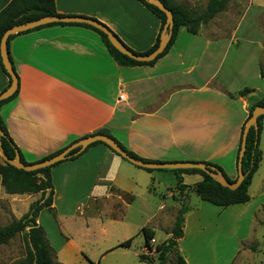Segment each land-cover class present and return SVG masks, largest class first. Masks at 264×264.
<instances>
[{
  "label": "crops",
  "instance_id": "obj_1",
  "mask_svg": "<svg viewBox=\"0 0 264 264\" xmlns=\"http://www.w3.org/2000/svg\"><path fill=\"white\" fill-rule=\"evenodd\" d=\"M9 1L0 0V10ZM54 3L59 15L84 16L103 23L135 52L149 49L160 33V20L138 0H54ZM199 32L190 34L180 28L174 44L153 65L132 67L119 66L98 33L84 26L47 25L17 33L9 40L8 51L17 74L18 94L0 107V118L8 136L25 159H39L73 140L103 130L141 159L215 163L227 177L234 179L241 128L250 107L264 94L260 76L263 65H259L263 59L260 56V62L256 58L245 62L232 55L224 74L225 53L230 46L225 45L221 35ZM261 49L264 50L263 46ZM7 82L0 67V92ZM244 88L250 90L239 95ZM209 145H212L210 152ZM55 166L62 167L54 169ZM55 166L51 168L53 184L55 174L62 184L75 183L78 187L85 184L94 202L109 200L112 205L127 206L131 203L127 197L132 196V202L135 200L131 193L135 186L146 185L149 180L150 186L159 184L166 189L163 197H171L175 203L174 221L180 197L174 189L176 177L172 171H146L103 144L88 147L77 157ZM182 179L188 187L184 193L187 202L190 194L197 198L192 205L188 204L183 236L178 240L186 264H222V258H219L221 262L216 258L210 260L212 257L204 255L202 250L189 247L186 238L188 234L193 238L199 225L207 228L213 222L219 224L227 211L238 214L228 226L234 245L226 264L244 263L240 258L243 254L252 259L257 247L243 249V240L253 236L257 226L264 223V188L259 195H251L250 183L248 201L222 208L201 200L194 191V186L202 180L201 174L184 173ZM98 190L103 197L98 196L101 195ZM34 195L40 198L41 194L6 193L0 176V200L8 202L15 218L19 217L13 213V202ZM206 212L216 215L209 218ZM79 214L66 216L79 221L83 229L89 228L91 220L101 222L84 217L85 212ZM244 214H249V223L246 234L239 236L236 221ZM57 221L60 234L54 237V246L45 232L56 264H105L114 250L126 248L118 246L128 239L124 236L113 246L100 248L97 253L89 252L87 243H99L100 238L78 237L68 232L60 219ZM36 222L40 225L38 218ZM172 224L166 227L164 240L169 237Z\"/></svg>",
  "mask_w": 264,
  "mask_h": 264
},
{
  "label": "rangeland",
  "instance_id": "obj_2",
  "mask_svg": "<svg viewBox=\"0 0 264 264\" xmlns=\"http://www.w3.org/2000/svg\"><path fill=\"white\" fill-rule=\"evenodd\" d=\"M207 2L208 0H171L172 4L182 5L194 17L204 11ZM198 32L200 35H221L222 39L225 40V45L230 46L229 51L227 50L225 53L224 74H226L230 66L232 55L234 57L238 56L239 59L245 62L253 61L255 58L257 62H260V56H262L263 60H261L262 63L259 65H263L261 68L264 67V50L262 51L261 49V46L264 48V0H228L224 10L216 14L206 24L200 25ZM201 39L202 41L205 40L203 37ZM199 44L202 46V42ZM262 126L258 141V147L262 152V159L249 187V193L254 196L259 195L258 192L264 188V120L262 121ZM211 147L212 145L207 147L208 152H210ZM60 167L62 166H55L54 169H60ZM56 176L57 174L54 175V184L52 183L54 189L53 212L48 209H42L38 215V222L46 232L52 246H54V237L60 234L57 218L61 220L68 232L78 237L86 236L88 239L92 237L94 239H101L99 243L93 241L87 243L86 248L89 252L97 253L100 248L113 246L124 236H127L126 238L131 237L130 247L114 250L111 255L107 256L105 264L146 263L138 258V254L148 252V249H143L144 240L143 234L140 231L142 227H149L155 232V242H153V239V241L151 240L152 252H154V245L157 242H162L166 237V227L170 226L173 221L174 215L172 214L174 213L175 203L171 197H163L166 193V189L163 186L159 184L150 186L149 180L146 185L135 186L131 192L135 196L133 202L127 206L123 204L112 205L109 200L94 202L92 194L88 195L89 187L85 184L80 187L75 183L64 182L62 184L61 181L57 180ZM97 192L100 191L98 190ZM97 192L94 193L96 194ZM99 194H101L98 195L100 197L104 196L101 192ZM37 195L29 197V199L21 198L13 202V213L20 218L28 210L29 205L26 204V201L34 202L38 199ZM177 196L180 197V203L182 196L179 194ZM196 199L194 194H190V201L187 202V199L184 198L185 204L187 206L189 203L192 205ZM256 200L254 199L253 201L258 202ZM178 206L180 205H177L175 215ZM10 211L11 208L8 202L0 200V226L7 224L12 218H15ZM80 211L81 213L85 212L83 214L84 217L101 219L102 223L91 220L89 228L83 229L79 221L66 216H79ZM237 214L227 211L222 215L223 217L220 219L219 224L216 225L213 222L214 225L211 224L207 228H203L204 225H199V227L194 229L196 233L194 237L192 238L188 234L186 238L189 247H193L196 251L202 250L204 255L212 257L210 260L216 258L218 262H221L219 258H222V264H226V260L232 253L234 245V236L231 235V230L228 226L232 224ZM210 215H216V213L206 212V216L209 217ZM248 217L249 214H244L236 221V235L243 236L244 233L246 234L245 229L249 223ZM109 218H111V221H109ZM112 219H117L118 222H114ZM253 234V236L247 237V241L243 240V249L253 248L255 250L256 247L257 249L252 254V259H248L247 255L243 254L240 257L244 262L242 264H264V223L259 224ZM12 239V242L0 245V264H9L24 256L22 234L19 233ZM210 243L213 248L209 245ZM214 252H216V255H214ZM152 255H155V253ZM173 261L174 257L170 255V260L166 264H173ZM74 264L78 263L75 262Z\"/></svg>",
  "mask_w": 264,
  "mask_h": 264
},
{
  "label": "trees",
  "instance_id": "obj_3",
  "mask_svg": "<svg viewBox=\"0 0 264 264\" xmlns=\"http://www.w3.org/2000/svg\"><path fill=\"white\" fill-rule=\"evenodd\" d=\"M138 1L160 20V31H161L166 18L165 14L157 7L148 3L145 0H138ZM160 1L172 11L173 26L171 30L170 39L164 51L161 54H159L156 57V59L149 62H138L122 54L112 46V44L107 39V36L103 32L88 24L54 22V23L41 25L36 28L47 25L84 26L98 33V35L101 37V40L103 41L106 50L119 66H127V67L139 66V65L151 66L160 57L164 56L168 52L170 47L174 44L180 28L182 27L185 28L186 31L190 34H197L199 26L202 24H206L216 14L223 11L228 0H208L207 6L204 9V11H202L199 15L195 17L191 16L182 5L172 4L171 0H160ZM53 15L59 16V14L55 10L54 0H10L8 4L0 10V39L4 31L15 24L26 23L28 21H32L43 16H53ZM16 34L10 35L8 37L7 49H8L9 40L12 37H14ZM158 43H159V34L157 35L154 44L144 52H135L130 48H128L124 43L123 44L134 53L147 54L150 53L152 50H154L157 47ZM8 55L11 61L9 51H8ZM0 67L8 78V82L6 85L7 87L10 83V77L3 67V64L1 62V57H0ZM13 70L15 71L14 67ZM260 76L264 81V67L260 68ZM249 90L250 89L248 88H244L241 91H239L238 94L243 95L245 92H248ZM17 94H18V87L16 91L9 98L0 102V107L3 104L13 100L17 96ZM257 105L264 106V94L260 100H258L250 107L248 117L250 116L253 108ZM262 119H264V115H260L258 117L257 130L251 127L247 134L246 149L244 152V156L242 158V169L246 173V175L242 183L236 189L231 190L227 187L220 185L219 182L216 181L212 176L208 175L207 173L203 172L200 169H194V168L162 169V170L172 171L175 174L176 185L174 189L177 190L180 196H182L180 202L181 204L177 209L172 227L168 232L169 237L166 238L164 241L154 245L155 255H150L147 253L138 254V258L141 261H145L147 264H166L170 260V255H173L174 257L173 264H186L185 258L178 248V240L183 236L184 215L188 211V206L185 204V200H184V193L188 187L183 183L182 174L191 173V172L201 174L202 180L201 182H199L194 186V191L197 193V195L201 200L209 202L215 206H220L222 208H225L229 205L245 203L246 201L249 200L248 187L251 183L252 176L256 172L259 162L261 160V150L258 147V141H259V132H260V121ZM0 126L4 134L1 137L3 151L7 157L13 159L14 150L16 149V147L12 143L10 137L8 136L6 127L4 125V122L1 120V118H0ZM243 127L244 125L241 128V135H242ZM95 134H105L108 135L109 137H112L103 130H99ZM241 135H240L239 145L236 151V162H237L238 151L240 148ZM77 140L78 139L73 140L69 144ZM115 141L118 144H120L117 140ZM96 144L105 145L104 143L97 141L95 143H92L88 147H91ZM105 146L109 148L107 145ZM65 147L39 159H35V158L25 159V157L21 153H19L20 161L24 164L35 163L59 153ZM121 147L129 155L135 158H139L133 152L125 149L122 145ZM87 148L84 151H86ZM110 150L113 151L112 149ZM75 157H77V155L71 156L70 159H73ZM142 160L151 161L147 159H142ZM61 162L34 171H25L23 169L15 168L14 166L4 162L0 158L1 184L6 193L8 194L40 193L41 194L40 198L29 204L27 212L24 213L20 218L18 219L12 218V220L7 224L0 226V245L7 244L13 237H15V235L19 233L22 234V238L24 242V256L23 258L13 261L10 264H56L54 250L52 249V247L50 246L49 242L46 239L44 229L39 224H37L36 220L38 218L39 212L44 208L53 212L54 208L52 205H53L54 189L52 184L51 168ZM209 164H213L217 168H219L223 172V174L225 175L228 181L230 182L235 181L236 177L234 179H230L229 177H227L224 171L222 170V168L217 164L215 163H209ZM142 169L146 171L153 170L147 168H142ZM121 196L123 198L124 197L126 198L127 194L124 195V193H122ZM127 199L128 202H132L133 198L132 196H130L127 197ZM140 231L143 234V240H144L143 248H146L149 251H151L152 249L151 240L154 238V231L149 227H142ZM131 241L132 238L130 237L120 242L118 246L130 247Z\"/></svg>",
  "mask_w": 264,
  "mask_h": 264
},
{
  "label": "water",
  "instance_id": "obj_4",
  "mask_svg": "<svg viewBox=\"0 0 264 264\" xmlns=\"http://www.w3.org/2000/svg\"><path fill=\"white\" fill-rule=\"evenodd\" d=\"M145 1H147L148 3L154 5L159 10H161L166 17L162 29L159 33V43L157 47L147 54L134 53L133 51L128 49L122 43V41L117 37V35H115L109 28H107V26H105L104 24L93 18L84 17V16H76V15L43 16L38 19L28 21L26 23L15 24L7 28L0 39V57L3 67L10 77V83L6 88H4L0 92V102L9 98L16 91L18 87L17 75L13 70L12 63L8 55V49H7L8 37L10 35L24 32L48 23L61 22V23L88 24L103 32L107 36V39L112 44V46L122 54L126 55L127 57L138 62H149L156 59V57L164 51L170 39L171 30L173 26V14L172 11L169 8H167L160 0H145ZM260 115H264V106L257 105L253 108L250 116L247 118L245 122L241 135L240 148L237 155V177L233 182L228 181L225 175L223 174V172L219 168L209 163L197 162V161L196 162L195 161L155 162V161H144L142 159L135 158L129 155L121 147V145L118 144L112 137H109L108 135L105 134H92L82 137L77 141L66 146L59 153L49 158H46L44 160L35 163L24 164L20 161V155L16 149L14 150L13 159L5 155L1 141V137L4 134L0 126V158L4 162L14 166L15 168L23 169L25 171H34L37 169L52 166L58 162L69 159L71 156H76L82 151H84L92 143L99 141L107 145L120 157L124 158L125 160H127L128 162H130L135 166L141 168L153 169V170L154 169H191V168L200 169L203 172L207 173L208 175L212 176L216 181L219 182L220 185L227 187L231 190H234L242 183L246 175V173L242 169V158L244 156V152L246 149L247 134L251 127L257 130L258 117Z\"/></svg>",
  "mask_w": 264,
  "mask_h": 264
},
{
  "label": "built area",
  "instance_id": "obj_5",
  "mask_svg": "<svg viewBox=\"0 0 264 264\" xmlns=\"http://www.w3.org/2000/svg\"><path fill=\"white\" fill-rule=\"evenodd\" d=\"M119 98L121 99L122 97L120 96ZM152 241H153V240H152ZM153 242H154V241H153ZM153 253H154V252L149 251V250H148V252H147V254H150V255L153 254Z\"/></svg>",
  "mask_w": 264,
  "mask_h": 264
}]
</instances>
